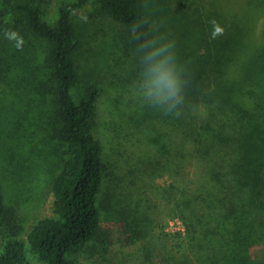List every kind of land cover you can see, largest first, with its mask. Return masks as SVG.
I'll list each match as a JSON object with an SVG mask.
<instances>
[{
  "label": "trees",
  "instance_id": "1",
  "mask_svg": "<svg viewBox=\"0 0 264 264\" xmlns=\"http://www.w3.org/2000/svg\"><path fill=\"white\" fill-rule=\"evenodd\" d=\"M87 1L62 2L51 23L44 18L47 1L0 0V19L19 18L22 31L46 44L49 73L40 83L51 101L46 112L54 136L66 148L50 184L53 215L34 223L26 237L20 213L6 208L0 187V264H30L31 257L44 264H72L74 253L106 256L111 232L102 226L105 206L129 243L142 240L150 230L142 199L132 200L131 192L123 191L106 202L101 195L104 183L112 191L120 184L124 190L136 185L128 173L172 203L183 221L179 255L167 252L164 264H264V21L259 26L264 0H94L129 29L146 19L141 31L149 37L175 40L189 81L178 118L163 116L139 96L114 102L118 112L110 141L126 139L133 122L158 125L163 142L158 151L140 156L146 165H131L123 174L118 168L126 162L102 142L108 133L104 122L98 124L101 89L87 84L78 101L72 94L82 45L73 13ZM212 20L225 29L215 39ZM118 37L132 59L128 73L138 79L140 42L129 30ZM131 85L121 87L133 93ZM121 113L132 121H121Z\"/></svg>",
  "mask_w": 264,
  "mask_h": 264
},
{
  "label": "rangeland",
  "instance_id": "2",
  "mask_svg": "<svg viewBox=\"0 0 264 264\" xmlns=\"http://www.w3.org/2000/svg\"><path fill=\"white\" fill-rule=\"evenodd\" d=\"M44 1H47L43 4L44 18L52 23L56 19L59 5L73 0ZM13 17L14 20L0 19V44L6 43L4 51L0 46V187L6 208L20 213L24 223L23 235L26 237L34 223L53 215L50 184L62 166L66 148L54 136V122L46 112L51 101L45 98V90L40 83L49 73L45 60L46 44L22 31L20 19ZM73 20L82 41L77 52L79 68L73 97L78 101L90 83L101 89L98 124L104 122L108 133H105L104 138L107 139L103 138L102 142L105 146H111L122 157L121 160L126 162L125 167L118 168L121 174L128 173L134 167L139 169L146 165L140 156L145 157L147 152H156L161 148L163 142L158 141V125L149 124L147 127L145 123L137 125L132 122L127 125L128 141L122 136L110 141L114 130L111 125L115 123V114L118 112L114 109V102L120 105L122 100H127L128 95L133 98L138 96L136 91L129 93L124 86L121 87L128 83L135 87L137 81L128 73L132 59L123 53V43L118 37L122 32L126 34L129 27L113 20L94 0L76 9ZM263 21L264 12L260 14L259 26ZM5 30H15L23 37L22 50L15 47L16 41L6 38ZM260 32L261 27L258 34ZM119 118L126 124L132 121L127 114L121 113ZM187 175H192L189 169ZM128 177L137 181L136 185H130L131 189L124 190L120 184L112 191L104 183L101 195L106 202L114 194L123 191L131 192L132 200L142 199L150 229L148 234L135 244L129 243L114 217L115 213H110L107 211L109 207L103 205L106 211L102 212V226L111 232L108 254L85 258L81 253H74L69 256L72 264H164L167 252L179 255L178 242L185 237V227L174 206L164 197L152 193L149 183L145 185V182L143 184L139 181V177L129 173ZM176 177L180 178V175ZM3 249L0 235V255ZM258 254L261 255L262 251ZM28 261L30 264H44L36 257Z\"/></svg>",
  "mask_w": 264,
  "mask_h": 264
},
{
  "label": "clouds",
  "instance_id": "3",
  "mask_svg": "<svg viewBox=\"0 0 264 264\" xmlns=\"http://www.w3.org/2000/svg\"><path fill=\"white\" fill-rule=\"evenodd\" d=\"M212 39L225 32L216 20ZM148 24L146 19L133 23L129 29L130 37L139 41L136 52L140 61V71L135 91L143 103L159 111L163 116L179 117L186 105V89L189 85L186 68L179 63L175 40L167 35L149 37L141 31ZM9 40L16 41L15 47L22 50L24 39L15 30H5Z\"/></svg>",
  "mask_w": 264,
  "mask_h": 264
}]
</instances>
